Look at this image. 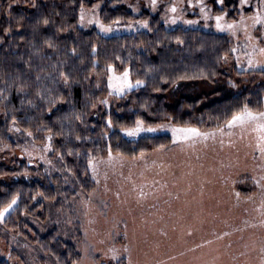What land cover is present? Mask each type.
I'll return each mask as SVG.
<instances>
[{
  "label": "trees",
  "instance_id": "trees-1",
  "mask_svg": "<svg viewBox=\"0 0 264 264\" xmlns=\"http://www.w3.org/2000/svg\"><path fill=\"white\" fill-rule=\"evenodd\" d=\"M98 1L0 0V149L16 148L13 126L38 135L39 142L50 135L62 167L73 177L75 190L58 182L67 200L95 188L89 161L110 152L134 159L172 145L166 135L124 137L121 130L136 127L137 120L148 127L172 123L210 131L224 127L245 104L254 111L264 109V70L228 68L233 42L227 35L169 29L159 14L137 16L124 0H103L102 23L147 21L148 30L106 37L79 28L81 7L92 8ZM252 13L241 10L240 0H228L224 8L213 3L212 8L213 15H225L229 22ZM109 66L129 70L132 80L144 85L117 98L110 110L94 111L108 91L99 89L94 78ZM39 196L52 201L55 191L36 166L0 164V210L17 200L7 219L12 227L24 233L26 215L42 209ZM35 242L57 264L81 259L75 245L54 229L36 233Z\"/></svg>",
  "mask_w": 264,
  "mask_h": 264
},
{
  "label": "rangeland",
  "instance_id": "rangeland-1",
  "mask_svg": "<svg viewBox=\"0 0 264 264\" xmlns=\"http://www.w3.org/2000/svg\"><path fill=\"white\" fill-rule=\"evenodd\" d=\"M227 1L157 0L153 8L151 0H124V5L137 16L144 11L159 14L169 29L182 27L227 35L235 49L226 60L227 67L262 70L259 66L249 68L248 54L255 47V59L264 62L258 52L264 47V24L253 25L250 19L257 11L264 16V3L247 0L242 4L240 0L241 10L252 9L253 13L237 21L229 22L221 15L224 23L236 25L233 34L231 30H218L216 15L212 14L213 3L224 8ZM102 3L100 0L92 8H83L85 20H79V28L96 29L106 37L148 30L142 26L147 21L103 24ZM173 5L175 13L169 10ZM89 20H99L111 31H102L99 24ZM113 70L116 75L123 73ZM112 74L108 69L94 78L99 89L108 90L94 111L110 110L117 98L144 85L118 94L108 87ZM130 80L135 84L131 75ZM103 100L107 104L101 103ZM170 101L174 102L171 97ZM152 128L157 130L135 136L126 135V129L121 133L129 140L166 135L172 145L134 159L110 152L92 161L89 170L95 188L89 195L79 191L67 200L58 182L75 190L73 177H68L62 167L51 136L39 142L38 135L13 126L11 136L17 146L0 149V164H33L49 179L55 198L48 201L38 197L42 209L33 216L26 215L25 234L7 221L16 204L5 214L0 221V260L10 264H57L35 242L36 233L44 235L54 229L58 237L71 241L81 253L76 264H264V155L256 148L255 133L225 125L217 130L198 129L214 133L207 139L200 136L173 142L171 129L194 127L164 123Z\"/></svg>",
  "mask_w": 264,
  "mask_h": 264
},
{
  "label": "snow or ice",
  "instance_id": "snow-or-ice-1",
  "mask_svg": "<svg viewBox=\"0 0 264 264\" xmlns=\"http://www.w3.org/2000/svg\"><path fill=\"white\" fill-rule=\"evenodd\" d=\"M219 3H223V0H218ZM247 0H241V3H246ZM261 3H264V0H261ZM157 0H151V6L153 8L156 7ZM171 12L175 13L177 11L176 7L173 5L170 9ZM200 11L204 13V8L201 7ZM205 18H207L205 14ZM250 19L253 22V25H260L264 24V16L261 15L260 11H257ZM85 20V14L83 10V6L81 7L80 12V21L83 22ZM216 20V28L220 31H226L231 30L233 34H235V27L236 25L234 23H224V16L217 15L215 17ZM89 23H97L99 24L102 31H111L110 27H105L102 23L99 22V20L92 21L89 20ZM173 23L176 22L175 18L172 20ZM188 23H193V21H187ZM48 23L47 20H44V24L46 25ZM243 23V20L241 21ZM142 26L147 28L148 24L147 22H142ZM246 30V29H245ZM249 40L252 39V37H248ZM179 42V41H178ZM95 51V49H93ZM232 51H235V49H232ZM257 52V49L254 47L253 52L249 53V59H248V66L249 68L253 67H261L262 70H264V62L257 61L255 59V53ZM259 55L264 56V47H261L258 49ZM109 71L113 74L109 76V84L108 87L116 91L118 94H122L126 89H131L135 86H140L143 84V81L136 80L135 84L132 83L130 80V73L129 70L125 69L121 75H116L113 68L109 66ZM63 75V73H62ZM182 79L184 77H181ZM65 81L68 80V77L64 76ZM111 94V93H110ZM103 104H107L106 100L101 101ZM13 123H15V120H13ZM109 126L111 125V121L108 122ZM226 125L229 129L239 127L242 130H247L252 133H255L256 138V148L259 150L261 155H264V111H254L251 109L247 104H245L238 112H234L231 115V118L226 121ZM162 127V126H161ZM18 130V129H17ZM157 129L148 127H143V121L137 120L136 121V127L126 129L125 133L128 136H135L138 135L140 132L147 131V132H155ZM173 133V142H175L178 138H183L185 140L200 137L203 136L205 139L208 138L209 135L214 136V133H201L196 128H173L171 129ZM221 133H223V130H220ZM230 134V133H229ZM31 135V133H29ZM162 147V146H161ZM91 161H89V164L91 166ZM237 196H239V193H237ZM17 203V200L13 198L11 202L2 210H0V221L3 220L5 214Z\"/></svg>",
  "mask_w": 264,
  "mask_h": 264
}]
</instances>
